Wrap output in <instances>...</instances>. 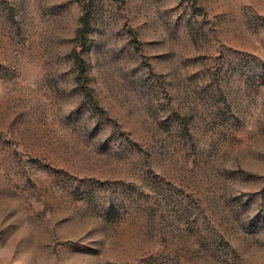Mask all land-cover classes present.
I'll return each instance as SVG.
<instances>
[{
	"label": "rangeland",
	"instance_id": "1",
	"mask_svg": "<svg viewBox=\"0 0 264 264\" xmlns=\"http://www.w3.org/2000/svg\"><path fill=\"white\" fill-rule=\"evenodd\" d=\"M0 264H264V0H0Z\"/></svg>",
	"mask_w": 264,
	"mask_h": 264
}]
</instances>
